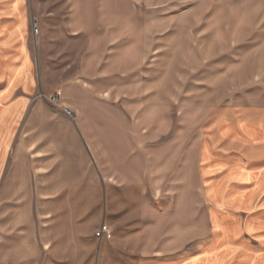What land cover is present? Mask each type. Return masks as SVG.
<instances>
[{"label":"rangeland","instance_id":"374dc122","mask_svg":"<svg viewBox=\"0 0 264 264\" xmlns=\"http://www.w3.org/2000/svg\"><path fill=\"white\" fill-rule=\"evenodd\" d=\"M39 1L53 6L41 8L44 24L33 29L38 92L29 115L67 117L85 161L69 178L81 181L82 172L85 183L69 184L57 208L43 199V184L35 201L22 187L1 192L0 264H129L126 243L114 249L85 239L96 228L93 195L106 194L108 211L122 214L117 222L130 217L133 226L146 201L151 211L165 210L171 194L192 195L193 186L197 216L214 212L209 188L203 190L204 144L220 123L264 121V0H64L66 13L58 9L63 0ZM65 17L66 39L59 29ZM28 130L27 119L9 172L33 160ZM98 173L105 183L93 184ZM247 210L238 212L243 223ZM56 211L68 216L66 240ZM206 236L197 232V239Z\"/></svg>","mask_w":264,"mask_h":264},{"label":"crops","instance_id":"0c3cea01","mask_svg":"<svg viewBox=\"0 0 264 264\" xmlns=\"http://www.w3.org/2000/svg\"><path fill=\"white\" fill-rule=\"evenodd\" d=\"M62 3L58 9L66 13V2ZM46 6L53 5L37 0H0V193H8L10 187H22L21 193L35 201L36 185L43 184L48 187L43 199L57 208L62 200L66 202L69 184L85 183L82 172L81 181H74L78 177L69 178V170H78V165H84L85 161L80 156L83 154L82 146H78L80 137L76 131L68 130L65 115H29L38 92L31 49L35 39L33 29L44 24L41 8L48 9ZM59 26L61 35L63 26L66 39V17L59 18ZM27 119L33 160L17 163L19 168L9 172L13 151ZM218 128L217 136L204 144L202 154V168L209 183H203V190L209 188L208 199L216 206L213 213L199 215L202 219L197 216L193 186L192 195L171 194V200L163 206L165 210L151 211L152 206L146 201L142 216L139 214L137 225L133 226L130 217L118 223L122 214L114 212L112 206L109 212L105 204L107 195L97 192L93 195L96 228H89L85 239L91 238L102 246L112 244L114 249L116 244L126 243L129 264H264V121L234 119L220 123ZM69 138L74 139L72 146H69ZM42 149H45L43 155L36 157ZM38 162L44 164L38 165ZM82 168L85 167L80 166V171ZM19 169L29 171L27 178L20 177ZM215 169L219 177L212 176ZM31 170L40 172L31 174ZM96 182L105 183L103 174L98 173L97 179L93 178V184ZM240 204L251 209L247 210L248 218L244 223L238 219V212L244 209L238 207ZM183 209L186 216H181ZM56 213V224L61 227L58 233L66 240L68 216ZM78 222L75 218L74 225ZM103 224L113 231L111 243L106 237H96ZM197 232L207 233V236L197 239ZM180 235L184 243L180 242ZM196 243L201 246L197 247Z\"/></svg>","mask_w":264,"mask_h":264},{"label":"built area","instance_id":"2783aa9c","mask_svg":"<svg viewBox=\"0 0 264 264\" xmlns=\"http://www.w3.org/2000/svg\"><path fill=\"white\" fill-rule=\"evenodd\" d=\"M54 101H57V100L55 99ZM96 237L97 238L106 237L107 239H111L112 238V230H111V228L108 225H103L100 228L99 232L96 233Z\"/></svg>","mask_w":264,"mask_h":264}]
</instances>
